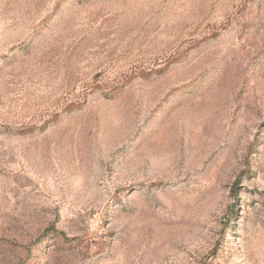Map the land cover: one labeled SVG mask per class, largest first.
<instances>
[{
	"label": "rangeland",
	"instance_id": "374dc122",
	"mask_svg": "<svg viewBox=\"0 0 264 264\" xmlns=\"http://www.w3.org/2000/svg\"><path fill=\"white\" fill-rule=\"evenodd\" d=\"M0 264H264V0H0Z\"/></svg>",
	"mask_w": 264,
	"mask_h": 264
}]
</instances>
